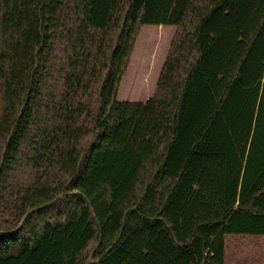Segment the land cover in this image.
Here are the masks:
<instances>
[{"label":"trees","instance_id":"1","mask_svg":"<svg viewBox=\"0 0 264 264\" xmlns=\"http://www.w3.org/2000/svg\"><path fill=\"white\" fill-rule=\"evenodd\" d=\"M174 26L146 101L118 91ZM264 235V0H0V264H225Z\"/></svg>","mask_w":264,"mask_h":264},{"label":"rangeland","instance_id":"2","mask_svg":"<svg viewBox=\"0 0 264 264\" xmlns=\"http://www.w3.org/2000/svg\"><path fill=\"white\" fill-rule=\"evenodd\" d=\"M174 31V26H142L119 86V100L144 102L152 96ZM225 241V264H264V235H228Z\"/></svg>","mask_w":264,"mask_h":264}]
</instances>
